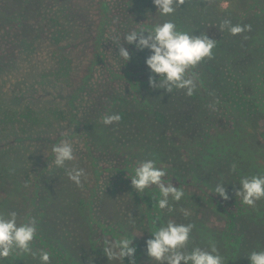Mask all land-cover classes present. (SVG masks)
<instances>
[{"label":"rangeland","instance_id":"1","mask_svg":"<svg viewBox=\"0 0 264 264\" xmlns=\"http://www.w3.org/2000/svg\"><path fill=\"white\" fill-rule=\"evenodd\" d=\"M225 2L228 4L226 9L221 7ZM169 19L175 23L191 21V33L207 34L217 40L213 55H223L224 62L217 65L219 75L215 76L214 83L222 85L220 73L228 69L231 73L227 71L224 79L232 88L228 87L225 93H232L233 98L243 104L242 107L228 101L231 95L226 99L223 93H213L210 87H213V75L207 78L210 84L207 90L203 91L198 86V100L193 101L184 90L166 93L163 89L149 87V72L144 64L149 55L147 50L137 51L134 45L125 44L131 59L123 64L116 58V36L122 38L123 33L130 29L152 26ZM226 19L233 24L250 25V30L236 36L226 30L221 31L219 25ZM252 39L256 40L254 46ZM233 56L232 63L225 62ZM61 59L66 60L61 62ZM8 61L13 63L14 70L9 71ZM3 65L7 67L3 68ZM193 71L202 81L199 70ZM260 72L264 73V0H185L171 17L156 13L152 0H0L1 110L8 106L11 110L31 107L45 117L48 110L53 109L59 117H64V120L58 118L48 127L25 126L23 130L15 129L14 132H4L0 128V212L16 211L19 219L30 213L39 222L33 247H44L46 245L42 243L46 237L60 234L56 243L75 250L79 264L108 262L97 254L87 256L89 246L84 236L87 221L84 220L87 215L100 218V210L108 218H117L115 220L121 222L125 234L134 237L145 251V242L152 238V225L145 226L136 218V207L130 201H118L121 194L130 196L129 189L115 183L116 167H123L125 163L116 156L108 159L105 157L108 154H100V137H106L108 131L112 139L108 144L115 142L122 150L127 147L145 149L153 145L155 137L148 130L142 139L136 133L135 122L147 124L149 121L153 133L158 135V142L162 143L166 136V148L173 152L174 161L185 164L188 162L185 153L187 143H201L207 129L210 133L216 129V133L229 134L243 127V140L248 143V151L253 152L255 161L250 155L248 161L233 162L248 173L251 162L256 163V158L264 165V83L261 86L256 81ZM231 77L241 81L242 85L236 86ZM259 80L264 81V77ZM202 97H205L206 114L198 111L194 122L201 125L190 129L189 122L193 121L184 120L185 115L182 116L174 106L184 105V113L190 107L192 111L201 110L197 103ZM214 99H217L215 105ZM225 99L227 107L231 104L239 110L238 114L233 115L229 107L228 111H222L226 108L222 103ZM138 103L150 105L165 115L170 114V123L160 129L155 121L135 117L140 113ZM149 112L152 116V111ZM248 112L251 114L249 118L241 117ZM110 113H119L121 120L104 126L100 122L101 117ZM212 116L215 117L210 119ZM215 119L216 124L207 122ZM128 122L130 128L126 129L124 126L128 127ZM62 139L73 143L76 156V160L69 162L67 167L77 166L85 170L86 176L82 177L79 186L68 179L65 169H57L52 164L51 146ZM159 143L153 148L160 147ZM171 159V156L162 159L163 166L169 167ZM115 160L121 162L117 164ZM233 164H226L224 171L235 176L238 173L237 169L232 170ZM227 173L221 182L229 183ZM94 179L98 180L94 182ZM233 182L229 183L233 187L227 186V189L236 191L239 185L235 182L238 181L233 178ZM109 187L113 191L105 195L103 192ZM100 193L104 196L102 202ZM80 200L86 202L81 209L78 206ZM218 201L228 205L227 211L238 212L233 202L221 198ZM171 206L172 211L167 210V221L176 220L181 224L202 221L212 234L223 233L227 228L226 217L200 200L192 206ZM240 212L242 214L236 215L241 219L235 232L245 235L238 248L246 254L237 255V258L245 261L239 264H249L248 253L264 250V224L252 222L250 214L243 209ZM103 219L105 223H111ZM45 224L48 226H43ZM66 237L62 243L61 239ZM96 239L95 235L93 240ZM3 264H38V261L19 254L4 259ZM51 264H57L55 260L52 262V257ZM141 264H153L146 251Z\"/></svg>","mask_w":264,"mask_h":264},{"label":"trees","instance_id":"2","mask_svg":"<svg viewBox=\"0 0 264 264\" xmlns=\"http://www.w3.org/2000/svg\"><path fill=\"white\" fill-rule=\"evenodd\" d=\"M192 1H203V0H192ZM176 25L179 29L188 31L191 33L192 24L191 21H176ZM253 46L256 44V40L252 39ZM223 50V49H222ZM224 54V50H223ZM235 57L227 58L225 59L226 63H232V60ZM66 59H61L60 61L63 62ZM224 62L223 55L217 56L213 55L211 59H205L202 61L199 65L196 66V68L193 70H199V76L202 78V81H199L197 85V90L200 91L199 87L202 88V90H207V87L210 86L209 83H207V78L210 75H213V93L219 94L223 93V97L227 99L228 95H231V98L228 99L229 102H232V105L236 106H243V104L240 103V101H237L233 98L232 93H225V90H228L229 82L227 79H224V75L227 74L229 71L225 72L223 70L221 74L222 77H220V83H214L215 76L219 75L218 70V63ZM10 70H14V65L11 61H8L6 63ZM7 65H3V68H6ZM62 71L66 73V69L62 66ZM231 73V72H229ZM255 75V74H254ZM264 77V73L260 72L256 75V81H258L259 85L262 86L264 81H260ZM235 80V85L241 86V81H238L235 77H231ZM17 80V79H16ZM255 80V77L254 79ZM215 84V87H214ZM199 86V87H198ZM235 86V87H236ZM196 90V92L190 97L193 101L198 100V96H196L197 93H199ZM203 90V91H204ZM236 91V90H235ZM239 92V91H238ZM235 95V94H234ZM226 99L224 102H222L224 105H226ZM191 101V102H193ZM215 102H217V99H214V105ZM139 104V112L135 115V117H139L141 119L146 120H152L159 124V128L161 129V126L164 125L166 127V123H170L169 121V115L170 114H164L160 111L155 110L150 105ZM189 104V101H188ZM194 104V103H193ZM191 105V103H190ZM232 105H228V107L233 110V115L238 114V111L235 107H232ZM192 106V105H191ZM197 106L201 107L197 110H189L184 113V105L174 106L175 110L181 111V115L183 116L184 120L189 119V128L192 129L200 126V123L194 122L196 120V115L198 114V111H203V113L206 110V102L205 97L200 98V100L197 103ZM228 107L226 105V108L222 111H228ZM0 107V128L6 132V131H12L14 132L15 129L17 130H23V127L25 126H32L37 128L42 127H48L54 123L56 119L64 120V117H59V114L53 110H48V116L46 115L43 117L41 114H39L35 109L31 107L24 108L22 110L13 109L11 110L10 106L7 107V109H3ZM239 109V108H238ZM146 111V112H145ZM149 111H152V116ZM245 111V110H244ZM184 113V114H183ZM248 112L245 116L249 118L251 114ZM206 114V112H205ZM51 115V116H50ZM216 115V112H215ZM224 115V114H222ZM221 115V117H222ZM205 117V115H204ZM203 117V118H204ZM215 116H212L210 119H213ZM203 121V119H202ZM201 121V123H202ZM240 122L241 120H237ZM101 122V121H100ZM124 122V121H121ZM211 122L213 124L217 123V119ZM136 124V133L137 135L141 136L142 139H144L150 130L152 132V136L155 137L153 139V145H150L149 147L143 148H133V150L130 147H127L128 149L122 150L117 147V144L113 142L112 144H108V142H112V139L108 135V131L105 133L106 137L101 136L100 137V154H108L105 157H108V159H112V157L116 156L117 158H120L123 163H125V166L123 167H116L118 172H116V181L115 183L126 187L130 191V196L121 194V198L118 201H125L124 199H127L132 203L134 207H136V218H139L145 226L149 227V224L152 225V230L154 227H159L160 223H166L167 222V209L165 210H159L154 206L155 200L159 198V192L158 189L153 186V188L146 190L145 194H137L133 191L130 185V179L128 178L127 173H131V168L138 162L144 160V159H154L157 162V166L163 165L162 159L165 157H172L170 160V166L164 167L167 170V176L164 177V179L172 180V183H177L178 188L183 189L185 195L181 199L180 202H172L170 200V204L173 205V207L182 204L185 206L196 204L197 201L205 202L207 205H210L214 207V209L221 214H223L226 217V224L227 228L223 233L219 234H212L211 231L207 229L205 225H202V221L194 220V222H191L194 227L192 229L191 238L188 244V248L194 246H199L204 249H208L209 246H215L218 253L224 257L225 264H239L240 262H245L241 260L240 258H237V255L245 256L246 252L243 250H240L238 247L241 242L244 241L245 235L243 233L235 232L236 226L239 223V220L241 218L237 219L236 215L242 214L240 211L243 209L244 212L249 213V219L252 222H261L264 224V202L257 201L256 205L254 207H248L245 205H242L240 201H237L238 198L235 197L234 193L235 190L233 188H228L227 186L233 187V185H230L229 183H234L233 178H236L237 181H239L240 176L242 175H264V165L258 163V160L256 158V163L251 162V168L249 169V172H244L241 165H237L234 160L237 162H243V160L248 161V157L251 155V159L254 160L252 157L253 152L248 151V143L244 142L243 140V127H238L236 130L230 131L229 134L227 133H216L215 130H213L211 133L209 129L206 130V134L204 135V139L202 142L198 143V145L192 144L190 145L187 143V146L185 147V153L186 158L188 160L187 163H177L175 160V156H173L168 149L166 148V136L163 137V142L159 143L157 140V136L154 132V129L151 128L150 122L148 121L147 124H142L141 121L135 122ZM203 124V123H202ZM124 128H130L129 122L128 127ZM190 128V129H191ZM174 130V129H173ZM156 132V128H155ZM164 132V131H163ZM133 133V134H136ZM147 140V139H146ZM160 144V147L157 149L153 148L156 147V144ZM115 144V145H114ZM111 148V149H110ZM124 148V147H123ZM129 154V155H128ZM124 155H127L125 157ZM254 156V155H253ZM250 159V157H249ZM120 163L121 161H117ZM232 164L234 163L236 165L237 173L235 176L232 174H229L224 171L226 164ZM250 166V165H249ZM224 173L228 174L229 177V183H224L228 196L229 201L233 202L235 206H237L238 212H230L227 211L226 207L227 204H223V202L218 201L220 197L215 195L214 188L217 183H221L224 177ZM98 179H94V182ZM238 183V182H235ZM110 184V183H109ZM113 191L111 187L107 189V191H104L105 195L109 192ZM111 194V193H110ZM92 196H89V198ZM102 197H104L100 193V202L103 201ZM217 201V202H216ZM127 202V201H125ZM86 204L85 201L80 200L79 203V209L84 207ZM105 215H107L105 212H102L100 210V218L95 216L92 217L91 215H87L84 221H87V231L84 233V236L86 237V241H88L89 251L87 252V256H91L93 254L100 255L102 260H108L107 257L103 253V245L105 241H112L115 239L120 238L121 236L126 235L123 231V226L121 225L120 221H116L117 218H108ZM159 216L160 220L159 222H156V217ZM103 218L108 219L111 223H105V220ZM123 219V218H120ZM118 219V220H120ZM171 220V219H168ZM176 222V220H174ZM43 226H48L47 224ZM96 228L99 229V231H96ZM97 232L99 234L97 235ZM60 234H57L56 237H58ZM97 236L96 240H93L94 236ZM46 237V236H45ZM50 237H46L43 241V245L46 246H40V248H44L48 250L51 253L52 262L54 260L57 262V264H79L76 260V251L73 249H67L64 245H62L60 242L56 243V237L54 235ZM70 237V236H69ZM72 237V236H71ZM130 237V236H129ZM132 237V236H131ZM259 239V238H257ZM62 243L63 241L67 240L66 238L61 239ZM60 241V240H59ZM257 244V243H256ZM132 246L136 248L135 256L133 257L135 264H141V258L143 255H145V251L142 250L139 246V244L136 242L135 238L133 237ZM75 248V247H74ZM109 264H116L114 261H108ZM106 263V264H107ZM100 264H104L103 261L100 262ZM122 264H130L129 258H124Z\"/></svg>","mask_w":264,"mask_h":264},{"label":"clouds","instance_id":"3","mask_svg":"<svg viewBox=\"0 0 264 264\" xmlns=\"http://www.w3.org/2000/svg\"><path fill=\"white\" fill-rule=\"evenodd\" d=\"M156 13L160 16L171 17L179 9L185 0H152ZM227 8V2L221 5ZM143 24V23H141ZM219 28L236 36L250 30V25L233 24L231 20H223ZM115 46L118 50L116 58L123 64L131 59L130 52L124 45H134L137 51L147 50L149 55L144 64L148 69V85L152 89H163L166 93L174 90H184L191 97L197 90L198 75L192 71L205 59H211L217 40L207 34H196L179 29L175 22L167 20L139 29H130L121 36H116ZM119 113L105 114L101 117L104 126L119 122ZM52 164L57 169H65L68 179L79 186L82 177L86 176L85 170L77 166L67 167L69 162L76 160L73 143L68 139H62L51 146ZM236 170V165H232ZM131 188L135 193L145 194L155 186L159 192V198L154 206L159 210L172 211V202H180L185 193L172 183L165 180L166 168L157 166L154 159L148 158L136 163L127 173ZM239 188L234 195L239 198L242 205L254 207L257 201L264 199V175H242L238 181ZM215 195L222 200H228L229 196L223 182L217 183L214 188ZM160 217H156L159 222ZM38 220L30 213L23 219H19L16 211L6 214L0 212V264L10 256L23 254L30 256L38 264H51V253L44 248H34L33 242L37 239ZM192 224L176 223L168 220L160 223L151 231V239L145 242L146 255L153 264H225L215 246L208 249L199 246L187 247L193 229ZM133 237L121 236L112 241H105L102 247L108 261L122 264L124 258H129L130 264H135L133 257L136 248L132 246ZM249 264H264V250L251 251L246 256Z\"/></svg>","mask_w":264,"mask_h":264}]
</instances>
